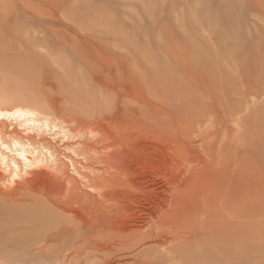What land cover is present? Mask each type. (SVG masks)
<instances>
[{
    "label": "rangeland",
    "instance_id": "374dc122",
    "mask_svg": "<svg viewBox=\"0 0 264 264\" xmlns=\"http://www.w3.org/2000/svg\"><path fill=\"white\" fill-rule=\"evenodd\" d=\"M2 100L41 111L36 125L0 120L5 191H22L30 177L6 148L13 139L43 155L46 165L31 173L55 164L82 187L92 176L83 149L91 137L77 135L86 119L126 123L142 138L186 149L189 172L174 216L187 236L108 251L99 248L120 236L41 235L53 211L33 225L5 213L0 264H264V0H0ZM9 157L19 160L18 175Z\"/></svg>",
    "mask_w": 264,
    "mask_h": 264
},
{
    "label": "bare ground",
    "instance_id": "6f19581e",
    "mask_svg": "<svg viewBox=\"0 0 264 264\" xmlns=\"http://www.w3.org/2000/svg\"><path fill=\"white\" fill-rule=\"evenodd\" d=\"M5 102H6V100H4V102L2 100V103H0V120L3 118L9 119V117L18 118V119L23 118L24 122L29 124L28 121H31L33 124L35 123V125H36V122H34L36 120L35 116L38 113L40 116L41 111L37 113V110L35 108L34 109L36 112L34 110H31L32 108L28 109L30 107H28V108L25 107L26 105L22 106V105L17 104L14 106L13 105L9 106L10 104H12L9 102H7L9 104L7 106V103H5ZM20 104H22V103H20ZM58 109H60V108H58ZM156 110H158V109H156ZM124 117H125V115H124ZM57 118H58V115H57ZM126 118H127V116H126ZM38 119H40V118H38ZM50 119H52L51 122H53V118H50ZM50 119H49V121H50ZM46 120H48V119H46ZM58 120L61 121L62 118L60 119V116H59ZM78 120H80V118ZM82 120H84V119H82ZM99 120H100V118H99ZM99 120L98 121H97V119H96V121L92 120L93 122L88 121V123H86L87 119L85 120L86 122H84V123H81V120H80L79 122L81 123V126H80L81 129L80 128L78 129V130H80L79 132H78V130L76 131V132H78L77 135L79 133H82L81 135H86V133H88L89 136L91 137L89 142H87L86 144L84 143L85 145L83 144L84 145L83 149L84 148H85V150L87 148L90 149V150L87 149V150H89L88 151L89 153H86V155L90 154L89 155L90 158H87V157L86 158L90 159V162H91L90 165L92 168V171H91L92 176L89 180H87L84 183V185H81L82 187L76 185L75 179L73 180L72 179L73 177L71 178L70 175L65 172V170H66L65 168H63L65 170H62V169L57 167L58 165H55V164H54V166L53 165L51 166L49 163V164H47V165H49V168H47L48 167L47 166L46 167L47 169H44V170L39 169V170L31 173V171L33 170L34 167H36L39 164L41 166V163L44 160L43 159L44 157L42 158L43 155L42 156L41 155H33L34 150L36 151V149H31L30 146H29L30 147L29 148L27 145L23 144L18 139H13L12 141L10 139L11 142H10V144L8 143L6 148L9 149V152L11 151V152L15 153V156H17L22 161V163L24 162L23 164H24L25 169L24 168L23 169L26 170L24 172L27 173V175L29 174L28 176H30V177L27 179H24V177L18 176L19 177V179H18L19 184L21 182L20 181L21 178L24 179V180L22 179L24 183L21 182V183H23V184H21L23 186V190L20 192H17L15 189H13L14 184L12 186L13 191L12 190L5 191L4 189L0 188V214L4 215L6 213L9 216H11V215L16 216L15 220L17 221L18 225H33L35 223H40L44 220V215L46 214L45 210L46 211L47 210L53 211V213L56 214V217L49 224L50 227L49 228L47 227V230L45 232L41 233V235H53V236L54 235H66V236L67 235H82V236L83 235L84 236L85 235H94V238H95V235L96 236L97 235H100V236L101 235H118V236H120L122 238V240H121V238L114 240V241L109 240L110 245L109 244H108V246L107 245H101V248H99V249L108 250V251L124 250L123 245H125V244H128L131 248H134L139 243L144 242V241H153L155 243V245H160V246L164 245L165 246V244L171 243L169 241V239L171 237L170 235H172V236L173 235H186L187 236L188 235L187 232H184L182 229H180V227H176L174 224L175 218L179 216V215L176 216V210L175 209L178 206V201L181 197L183 186H184L185 180H186L184 172L188 171V170H186L187 162H185L187 160L185 158L187 150L185 149L186 150L185 151L183 148H180V146H179V149H176L175 146H173L175 148V149H173L172 147H170L168 145V143H167V145H165L164 143L162 144V142H158V139L156 141L152 140L153 139V138H151L152 136H150L149 138H142L143 137L142 135H144V134L141 130H138V129L131 130V128L124 126L126 123L122 124V126H120L119 123L121 124V122L117 121L118 122L117 124L109 125L107 122L104 121L105 119L102 121L101 120L99 121ZM45 122H48V121H45ZM54 122H53V125L55 124ZM49 123H47V124H49ZM143 123L144 122H142L141 124H143ZM59 124H61V123H59ZM59 124L57 126H59ZM145 124H147V123H145ZM30 125H32V124H30ZM30 125H27V126H30ZM160 126H162V125H160ZM46 127H47V125H46ZM136 127L138 128V126H136ZM30 129H31V127H30ZM64 129L66 131V128H64ZM62 130H63V128H62ZM200 130L202 133L203 129H200ZM179 131L181 132V130H179ZM204 131H205V129H204ZM66 132H68V131H66ZM2 133L3 132L0 131V137L2 136L1 135ZM68 133H70V132H68ZM144 133H146V132H144ZM71 135H73V134H71ZM9 136H10V134H9ZM179 136H182V134ZM197 136L195 135V137H197ZM11 137H13V136H11ZM82 137L83 136H81L80 138H82ZM1 138H3V137H1ZM73 138L75 140V137H73ZM182 138H183V136H182ZM71 139L72 138H70V140ZM210 139H212V137ZM0 140H2V139H0ZM74 140H72V141H74ZM232 140H233V138H232ZM8 141H9V139H8ZM182 141H184V140H182ZM187 142L189 143L190 141L188 140ZM208 142H209V140H208ZM27 143H28V141H27ZM200 143H202V142H200ZM4 144L6 145L7 143L5 142ZM169 144H170V142H169ZM185 146H187V145H185ZM80 148L81 147H78V149H80ZM186 148H188V147H186ZM190 149L195 150L196 148L192 147ZM172 152H175V153L173 154ZM197 152H195V154ZM202 152H203V150H202ZM5 153H7V152H4V154ZM48 153H49V158H47V159L45 158V159L46 160L49 159L50 162H53L55 160V157L53 156L52 152H48ZM54 155H56V154H54ZM196 155H198V154H196ZM6 156H7V154H6ZM189 156L191 157V155H189ZM193 156H195V155H193ZM193 156H192L191 160L194 161ZM201 156L202 155H200L198 157L201 158ZM218 156H219V154H218ZM6 158H8V156L5 157V156L0 154V161L7 162V161H5V160H7ZM57 158H58V155H57ZM184 159H186V160H184ZM198 159H197V161H198ZM10 160H11V158H10ZM84 160H85V158H84ZM202 161H204V160H202ZM18 162H19V160L15 157L8 164L9 168L11 166L10 169H12L15 174L17 172H19V170H20L19 169L20 164L18 165ZM57 162H59V161H56V163ZM85 162H86V160H85ZM188 162L191 163L192 161H188ZM1 163H3V162H1ZM43 164L46 165L45 162L42 163V166H43ZM57 164H59V163H57ZM188 165H189V163H188ZM218 166H220V165H218ZM217 172H218V170H217ZM219 172H220V170H219ZM78 174H79V172H78ZM16 175H18V174H16ZM80 175L82 177L84 176L83 174H80ZM198 175H200V174H198ZM24 176H26V174ZM223 176H221V177H223ZM82 177H81V179L84 180ZM159 179H161V181ZM81 184H83L82 181H81ZM18 187H16V188H18ZM8 188H11V186L10 187L8 186ZM193 188L194 187H192L191 189H193ZM191 189H189V190L187 189L188 192H186V194L189 193V191ZM36 195H39L40 197L38 198V196H36ZM7 197H14L15 202L10 204V205H12L11 207H13V208L6 205L7 203H5L6 202L5 199H7ZM187 197H188V195H187ZM40 198H41V204L42 205L39 203ZM186 201L188 202L187 198H186ZM204 201H206V200L204 199ZM203 204L205 205V202ZM207 205L208 204L206 203V206ZM187 206H189V205H187ZM208 207L206 208V210L208 209ZM187 208L185 207V210ZM203 208H204V206H203ZM232 213H235V212L233 211ZM200 215L203 217L205 216L202 214H200ZM174 216H176V217H174ZM0 217H1V215H0ZM45 217H46V215H45ZM12 218H13V216H12ZM205 218H207V216H205L204 219ZM207 220H208V218H207ZM200 221H202V219ZM200 221H198V223ZM11 224H12V220H11ZM200 226H202V225L200 224ZM200 226H198V228ZM201 229H202V227H201ZM194 231H195V229H194ZM193 233H195V232H193ZM200 235H203V234H200ZM82 236H81V238H82ZM190 237H192V235ZM181 239H183V236ZM103 240H105V239H103ZM99 242H97V243H99ZM111 243H113L112 246H111ZM79 244H81V243H79ZM83 244H84V241H83ZM89 244H90V241H89ZM95 245H97V244H95ZM173 245H174V243H173ZM87 248H88V246H87ZM124 248L127 249L126 247H124ZM160 248H162V247H160ZM83 249H84V247H83ZM164 251H166V250H164ZM173 256L175 257V255H173ZM170 258L171 257H169L168 259H170ZM149 260H151V259H149ZM92 262H93V260H92ZM111 262H112V260H111ZM149 264H151V263H149ZM166 264H168V263H166ZM170 264H173V263H170Z\"/></svg>",
    "mask_w": 264,
    "mask_h": 264
}]
</instances>
